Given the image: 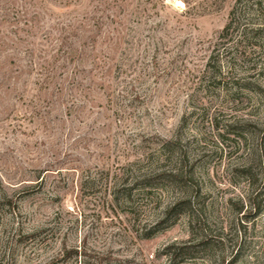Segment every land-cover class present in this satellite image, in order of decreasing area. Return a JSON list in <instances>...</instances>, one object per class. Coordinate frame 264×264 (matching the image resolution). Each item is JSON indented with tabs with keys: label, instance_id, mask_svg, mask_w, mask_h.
Segmentation results:
<instances>
[{
	"label": "rangeland",
	"instance_id": "1",
	"mask_svg": "<svg viewBox=\"0 0 264 264\" xmlns=\"http://www.w3.org/2000/svg\"><path fill=\"white\" fill-rule=\"evenodd\" d=\"M236 1L0 0V264H264V30L220 38Z\"/></svg>",
	"mask_w": 264,
	"mask_h": 264
},
{
	"label": "trees",
	"instance_id": "2",
	"mask_svg": "<svg viewBox=\"0 0 264 264\" xmlns=\"http://www.w3.org/2000/svg\"><path fill=\"white\" fill-rule=\"evenodd\" d=\"M264 3V0H237L235 7L232 9V11L229 14V20L226 26L223 28L220 38L227 37L228 35H232L235 31L239 35L240 38H243L244 40H257L258 37H260V34L264 30V24L259 23L258 25H244L243 27H238L235 25L236 20L238 18V15L241 13H246L248 15H255L261 16L262 11L259 9ZM242 7V8H241ZM251 7V8H246ZM244 8V9H243ZM263 20H261L262 22ZM235 25V26H233ZM253 47H256V44H249ZM176 177V176H175ZM180 178L178 179V181ZM176 204H173L170 208V211H173V209L176 207ZM169 210L166 211V213L170 212Z\"/></svg>",
	"mask_w": 264,
	"mask_h": 264
}]
</instances>
